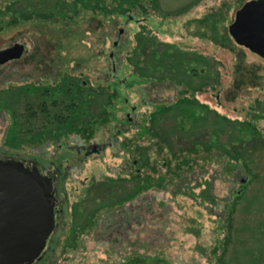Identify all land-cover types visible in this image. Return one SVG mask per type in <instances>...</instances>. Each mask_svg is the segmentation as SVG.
<instances>
[{"label": "rangeland", "instance_id": "1", "mask_svg": "<svg viewBox=\"0 0 264 264\" xmlns=\"http://www.w3.org/2000/svg\"><path fill=\"white\" fill-rule=\"evenodd\" d=\"M53 1L34 0L16 4L14 8L26 14L31 9L44 12ZM149 1L145 0L147 8ZM155 1L156 8L150 14L154 16L151 19L156 33H151L152 37L134 54H130L133 66L154 78H148L144 73L137 75L134 71L130 74L129 63L125 59H119L118 49L112 50L111 42L114 39L100 46L103 53L94 61H89V64H81L78 70L74 68L73 62L66 63L65 67L69 73L65 74L62 70L57 72V69L47 73V69L40 66L41 62L35 63L31 59L20 58L15 63L0 66V156L39 162L57 157L62 164V170L67 164L72 165L67 170L63 186V198L65 197L67 202L59 219L60 229L51 241L54 252L48 255L43 263L35 264L119 262L120 254H107L105 250L108 249V244L102 241V238H95V230L98 228L91 229L90 225L97 212L94 213V210L99 204L115 203L116 206L120 200L132 193L136 185L128 174L130 169L134 171L130 157L127 158L128 161L119 157L122 152L117 148L116 138L108 137L109 131L114 134L120 127L115 123H119L121 119L124 123L126 110L129 113V123L124 133L125 137L130 139L140 131L136 124L139 126L142 123H150L148 119L152 112H161L172 103L192 96L198 103L207 105L210 111H200V107L199 110L195 108L191 114L186 102L178 103L187 111L173 108L169 114L159 117L154 123V132L162 139L157 140L164 141V144L171 143L172 149L175 150L190 149L193 141L206 145L211 143L213 147L210 153L201 154L204 160L208 159L204 164L202 180L213 181L215 197L223 201L231 199L233 202L229 204L230 213L220 223L217 216L224 215L220 206L212 207V214L202 209L197 213L196 207L191 210L194 204L191 199L181 195L173 197L167 191L150 192L169 207L165 214L167 227L162 232L163 241L158 239L162 245L160 249L170 264H264V59L233 43L228 33L224 34L236 10L250 0ZM31 4L34 8L28 6ZM160 13H177L179 17L169 20L162 17L157 19ZM157 20L164 24L157 27ZM36 24L29 23L0 34V49L7 47L11 39H26V36H37L40 30H46L45 26ZM122 27L126 30L122 36L125 47L123 56H127V47L133 40L132 33L134 29L139 30L140 26L137 23L118 20L113 23L109 20L103 28L116 38L119 36L117 30ZM43 44L45 42L42 46ZM98 48L99 46L95 45V50ZM42 50L44 51L45 47ZM110 52L114 55V67L118 68V73L115 81L114 78L109 81L111 97L110 103L105 107L110 106L111 117L106 124L99 121L103 115V107H100L99 102L105 97L104 94L109 92H93L85 85L84 89L79 87L77 90L80 106L76 110L78 115L70 124L74 128H59L55 137L57 142H43L40 138L42 134L48 136L55 131L57 127L53 122L49 123L43 119L31 120L29 127L32 133L28 134L17 133L9 126L12 117L10 108L26 116L25 102L35 104L40 99L35 93V86H42L55 94L57 86H49L47 83L60 82L63 74L68 77L66 81L89 83V87L96 86L99 79L100 84L103 83V78L107 79V75L101 73H108L112 69L108 63ZM86 53V48L80 46L73 48L70 56H84ZM234 66L239 67L237 71L233 69ZM79 73L83 75L80 76ZM118 78L121 80L120 88L117 87ZM235 78L241 82L238 91L233 89ZM148 82L159 84L149 83V86ZM126 85L128 87L125 88ZM62 87L66 92V85ZM26 89L31 91L27 92ZM121 97L126 98L128 104H119ZM144 98L146 101L142 104ZM47 100L49 102V99ZM58 110H61L60 104L51 107V113ZM203 110L206 109L203 107ZM216 113H219V116ZM113 115L116 118H113ZM70 132L74 134L70 137L65 135ZM75 133L80 135L76 136ZM84 135L87 140L102 139L106 143L100 156L91 155L80 163L70 147L85 145L82 141ZM97 135L101 136L97 138ZM138 143L145 147L148 139L140 138ZM212 153L216 155L213 160ZM154 156V153L150 154L151 161ZM221 164L222 171L219 169ZM123 166L128 171L118 172ZM135 166L139 168L142 178L144 172L140 165L137 166L136 163ZM193 178L189 180L195 183ZM199 179L201 181V178ZM140 181L141 179H138V183ZM195 191H199V188ZM155 209L160 211V208ZM191 214L197 216L196 225H199L201 231L199 238L182 232L188 225V217ZM151 219V215L146 214L143 223ZM148 226L145 224L146 228ZM219 226L222 231L218 234ZM140 229L139 226L138 230ZM213 230L217 232L213 233ZM72 233L77 234L75 240L68 238ZM145 235L140 237L144 238ZM155 241L158 242L157 239ZM199 244L206 249L195 250ZM213 245L216 247L212 248Z\"/></svg>", "mask_w": 264, "mask_h": 264}, {"label": "trees", "instance_id": "2", "mask_svg": "<svg viewBox=\"0 0 264 264\" xmlns=\"http://www.w3.org/2000/svg\"><path fill=\"white\" fill-rule=\"evenodd\" d=\"M32 1L34 0H0V34L12 28L25 26L29 23L32 25L37 23L36 25L38 26L43 25L46 27V30H40L37 36H26V39L23 37L19 39L14 38L9 41L7 46L16 42L25 45L26 52L21 57L22 59H31V61L35 63H37V61L41 62L42 64L39 63L41 64L40 66L46 68L47 73L48 71L54 72L57 69V72L62 70L65 74L66 72L69 73L68 68L65 67L66 63L73 62L74 68L78 70L83 63L89 64V61H92V59L94 61L96 57L103 53L100 50V46H104L109 40L114 39L111 42L112 50L118 49L120 53L119 59H125L126 62L129 63L128 70L130 74L133 71L136 72L137 75L141 74L139 73L140 71L133 66L130 54H134L145 41L152 37V34L154 35V33H156L151 19L154 16L144 15L143 17L146 20L143 21H147L145 22L146 27L141 30L134 29L132 33L133 40L127 47L129 49L128 53L126 52L128 54L127 56H123V49H125V47L122 41V36L126 33V30L122 27V36L116 35L117 37L115 38L112 37L110 31L104 30L103 28L106 23H109V20L114 23L116 20L125 21L128 17H133L134 19L140 18L141 14H139L138 10L142 8L145 11V7L141 4V0H54L53 4H51L46 11L35 12L31 9L28 14L14 8L16 4ZM150 2H152L155 8L156 1L150 0ZM28 6H32V4ZM169 15V13H160L157 19L162 17L169 20L172 18H170ZM232 21L233 18L231 22ZM128 22L137 23L133 21V19ZM47 23H49V25H46ZM163 24L164 22L157 20V27ZM119 33L118 29L117 34L119 35ZM226 33H228V27L224 34ZM114 41H117V46L114 45ZM43 42H45V44H43L44 46H42ZM95 45L99 46L96 50ZM80 46H84L87 53L84 56L79 55L77 57H71L70 51ZM43 47H45L44 51L42 50ZM65 51L66 53H64ZM108 60L112 68L110 70V76L114 78L113 81H115L118 68L115 69L113 59L108 57ZM238 68V66L233 67L236 71ZM64 74L61 79L64 81L63 85H66L67 81L64 79H68V77ZM79 74L80 76L83 75L81 73ZM236 74L238 75L237 72ZM148 78L151 77L148 76ZM120 83L121 80L118 78L117 87L119 88ZM149 83L150 82H148L147 85H149ZM78 85L84 89L85 85L81 82L78 83ZM240 85V80L235 78L233 81V89L238 91ZM132 86L131 84V87ZM126 87H128V85H126L125 88ZM34 89H36L35 93H37L40 99L37 100L35 104L29 101L25 102L24 110L26 116L18 114L16 109H9V113L12 115L11 124H9V126L14 128L17 133H32L30 132L32 129L29 127V121L36 119H43L49 123H57L58 126L63 127V125L69 121V118H71L70 114L73 115L79 107V102L72 98L70 101L59 97L49 99L46 98V96L50 94V91L43 89L42 86H35ZM47 99H49V102ZM119 100V104L124 106L128 104L126 103V98L121 97ZM184 102H186L189 110H191V114H193L195 108L199 110L200 107V111H210L207 105L204 106L203 103H198L194 96L190 98L185 97V100L179 101L178 103L183 104ZM178 103H172L173 106L170 105L161 112H152L149 115V124H140L137 126L140 129L139 133L134 134L130 139L126 138L119 144L120 150H122L124 155H122V157H126V159L130 157L129 160L131 161V166L134 168V171L132 174H128L129 178L136 182V185L132 193L120 200L116 206L114 205L115 203L99 204V207L94 210V213L95 211L97 212L90 222L92 226L91 229L98 228L95 230V238H102V241L108 244V249L105 250V252L107 254H120L119 262H113L112 264H170L169 259H167L160 249L162 245H160L161 242H159L161 239V241H163L164 238L162 232L167 227V222L164 220L169 207L164 204L163 200H157L155 195H152L150 192L167 191L173 197L181 195L191 199L194 202L191 206V210L196 207L197 213L201 212L200 209H202L212 214L211 208L220 206L221 210L224 212L223 217H218L215 214L220 223L226 215L230 213L229 204L232 200L223 201V199H218L214 195L213 181L210 179L202 180L204 175V164L208 161V159L204 160L203 155L204 152L210 153L213 147L211 143L206 145L193 141L191 142L190 149L175 150L172 149L171 143L165 142L164 144V141L160 140L158 142L157 140L159 137L154 132V123L159 117L167 113L169 114V112L173 111V108L187 111ZM58 104L61 105V110L51 113V107H55ZM203 107L206 110H203ZM216 115L219 116V113H216ZM24 117L25 119H23ZM113 118H115L114 115ZM61 127L59 128L63 129ZM140 138L148 139L147 146L142 147L138 143ZM150 152L155 155L153 161H151ZM201 154L203 155L201 156ZM211 155V160L216 158L214 153ZM4 158L16 159V157L12 156ZM136 163L137 166L138 164L140 165L144 172L142 178L139 168L137 169L135 166ZM222 164L219 167L221 171ZM191 178L195 180V183L190 182L189 179ZM199 178H201V181ZM138 179H141L139 183ZM196 188H199V191L196 192ZM231 194L232 193H230V195ZM155 208H160V211ZM146 214H150L153 219L143 223ZM197 222V216L191 214L188 217V225L182 230L183 234H191L195 238H199L201 231L199 225H196ZM145 224L149 226L146 228ZM139 226L141 227L140 230H138ZM219 228L218 234L222 231L221 226H219ZM212 232L216 233L217 231L213 230ZM144 234L147 235H145L146 238L140 237V235ZM76 235L77 234L72 233L68 238L75 240ZM155 239H157V241L158 239L160 240L156 242ZM152 247L154 249H151ZM215 247L216 246L213 245L212 248ZM205 249L206 248L200 244L195 247V250L198 251H203Z\"/></svg>", "mask_w": 264, "mask_h": 264}, {"label": "water", "instance_id": "3", "mask_svg": "<svg viewBox=\"0 0 264 264\" xmlns=\"http://www.w3.org/2000/svg\"><path fill=\"white\" fill-rule=\"evenodd\" d=\"M228 34L235 44L264 59V0L245 2L234 14ZM24 45L0 49V65L19 59ZM52 183L34 166L0 159V264H32L39 259L55 226L47 202Z\"/></svg>", "mask_w": 264, "mask_h": 264}, {"label": "flooded vegetation", "instance_id": "4", "mask_svg": "<svg viewBox=\"0 0 264 264\" xmlns=\"http://www.w3.org/2000/svg\"><path fill=\"white\" fill-rule=\"evenodd\" d=\"M147 2H145V0H141V4H143L144 7L146 6L145 4H147ZM148 7L149 8L145 7V11L142 8H140L138 10L139 14H141V17L140 18L134 19L133 17H128L125 21L128 23L129 20L132 21V19H133V21H136L137 23L139 22L138 25L140 26V29L145 28L146 27V25H145L146 23L145 22H147V21H143V20H146L143 16L144 15L145 16L146 15L147 16L148 15H151L150 14L151 11L154 12V5L152 4V2L149 1ZM157 10H158V8H157ZM157 10H156V12H158ZM179 12H178V14H181ZM178 14L177 13L176 14H173L172 13V15L170 14L169 16H170V18L172 17L171 19H173L175 17H179ZM175 15H177V16H175ZM122 31H123V29L122 28H119V32H120L119 33V36H122V34H121ZM13 44H11V45H13ZM114 45L115 46L118 45L117 44V41H114ZM25 52H26V49H25V45H24V52H23V54H25ZM23 54H22V56H23ZM108 57L110 59H113V57H114L113 53L110 52L108 54ZM19 59L9 61L8 63H5V64L15 63ZM5 64H3V65H5ZM139 73L143 74L144 72H141L140 71ZM101 74L102 75H107V79L106 78H103V79H105V80H103V83L100 84V79H99L97 85L96 86H93V87H89V83H87V82L86 83L88 84V88L91 91H93V92H96L97 90L104 91V92L105 91L106 92H109L108 94H104L105 97L102 100H100V102H99L100 107H103V115H102V118L100 120L97 119V120L100 121V123L104 122V124H106L110 120V117H111V108H110V106L105 107V105H107L108 103H110L111 90H110V87H109V81L111 79V76H110V72H108V73H101ZM200 74L202 75L203 72H201ZM144 75L148 77V75H146L145 73H144ZM73 78L74 77L71 74V79H73ZM151 78H154V77H151ZM61 80H60V82L57 81V82H49V83H47L49 86L54 85V86H57V88H56V93L55 94L50 93L49 95L46 96V98L53 99L54 97H56V98L59 97V98H62V99L65 98V99H67L69 101L72 98V99L76 100L77 102H79V97H78L79 91H77V90H79L80 88H79L78 83H74V81H67L66 82L67 91L65 92V91L62 90V88H63L62 85H63V82L64 81L63 80L61 81ZM64 80H67V79H64ZM81 83L83 84V82H81ZM154 83L155 84H159V83L153 82V83H150V85L151 84H154ZM87 84H83V85H87ZM26 90H27V92L28 91H31L30 89H26ZM45 90H47V89H45ZM144 101H146L145 98H144L143 101H141L142 104H143ZM155 104H158V103H151V105H155ZM124 112H125V115H126V117H124V123H122V121H121L122 119L119 120V123H115V124H119V126H120L119 129H116L115 135L114 134H110V131H109V136H108V137L114 136L116 138L117 148L121 152H122V150H120L119 144L126 139L124 130H127L128 123H129V121H128L129 119L127 117L129 115V113L126 110ZM84 114L86 115L85 112H84ZM77 115L78 114H76V111L74 112L73 115L70 114V117L71 118H69V121H67L63 125V127L66 126V128H68V129L74 128L70 124L73 121V118L75 116H77ZM68 116H69V114H68ZM115 118H116V116H115ZM136 126H138V124H136ZM55 127H57V128L55 129V131L53 133L51 132L50 135L47 136V135L42 134V136L40 138H41V140L43 142H57V141H55V139H56L55 137L57 135L56 133L59 131L58 130L59 127H61V126H58V124L55 123ZM107 127H109V126H107ZM82 131H84V129H82ZM82 133H85V132H81V134ZM72 134H74V132H70V133H67L65 135H67L68 137H70V135H72ZM78 134L80 135V133H75L76 136H78ZM100 136L101 135H99L97 138H99ZM86 137L87 136H85L84 138H82V141L85 142V145H83V146L80 145L78 147L77 146H74V147L71 146L70 147V149L76 153L75 156L77 157L78 161H80V163L84 162V160L87 159L91 155L100 156L102 154L103 150L105 149V143H106V141H104L102 139H100L99 141L96 140V139L87 140ZM118 138H120V139H118ZM75 140H77V138L74 139V141ZM102 143H104V144H102ZM122 155H123V153H122ZM122 155H119V157L120 158H123ZM4 157H7V156H0V159H2V160H12V161H21V162H23L24 169H25V172L26 173L29 172L32 169V167L35 166L38 169V171L40 172L41 175L47 176V177H49L51 179L52 192H51V196L49 198H47L46 200L49 203V205H51L53 207V210H54V219H55V226H54V229L52 230L51 234L48 237V240L46 242L45 248L43 249V251H42L39 259H37L32 264L40 263V262L43 263L45 261V259H47L46 257H48V255H52L53 252H54L53 247H51V241L53 239V236L56 234V231L60 229L59 228V226H60L59 219L61 218V216L64 213V207H65V204L67 202L66 199L64 200L65 197L63 198V196L65 195L64 192H63L64 191L63 186H64V181L66 179V176L68 174V171L67 170L72 165L71 164H67L65 166V168L62 170V164L59 163V160H58L57 157H55L53 159L52 158L51 159L48 158V159H45L44 161H40V162L39 161H36V160H30V159L28 160V159H24V158L10 159V158H4ZM124 159L126 160V157H124ZM65 163H68V162H65ZM127 171H128L127 168L123 166V168H121L120 171H118V172L122 173V172H127ZM129 173L130 174L133 173L132 169H130Z\"/></svg>", "mask_w": 264, "mask_h": 264}]
</instances>
